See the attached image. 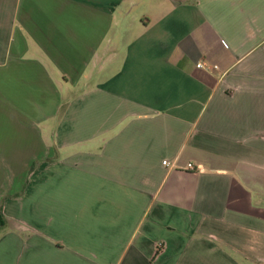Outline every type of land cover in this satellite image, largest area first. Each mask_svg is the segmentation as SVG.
<instances>
[{"label":"crops","instance_id":"0c3cea01","mask_svg":"<svg viewBox=\"0 0 264 264\" xmlns=\"http://www.w3.org/2000/svg\"><path fill=\"white\" fill-rule=\"evenodd\" d=\"M0 224V264H264V0H0Z\"/></svg>","mask_w":264,"mask_h":264},{"label":"built area","instance_id":"2783aa9c","mask_svg":"<svg viewBox=\"0 0 264 264\" xmlns=\"http://www.w3.org/2000/svg\"><path fill=\"white\" fill-rule=\"evenodd\" d=\"M198 66H199V65H198ZM162 164L165 165L166 162H165V161H162ZM186 168H187L188 170L193 169V167H192L190 164H187V165H186Z\"/></svg>","mask_w":264,"mask_h":264},{"label":"trees","instance_id":"16d2710c","mask_svg":"<svg viewBox=\"0 0 264 264\" xmlns=\"http://www.w3.org/2000/svg\"><path fill=\"white\" fill-rule=\"evenodd\" d=\"M1 225V224H0Z\"/></svg>","mask_w":264,"mask_h":264}]
</instances>
